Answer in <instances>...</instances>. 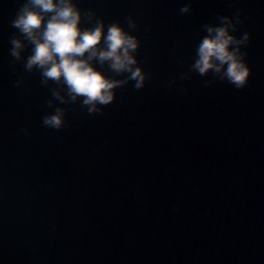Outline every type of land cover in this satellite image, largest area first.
Instances as JSON below:
<instances>
[{
  "label": "water",
  "instance_id": "1",
  "mask_svg": "<svg viewBox=\"0 0 264 264\" xmlns=\"http://www.w3.org/2000/svg\"><path fill=\"white\" fill-rule=\"evenodd\" d=\"M0 264H264V0H0Z\"/></svg>",
  "mask_w": 264,
  "mask_h": 264
}]
</instances>
